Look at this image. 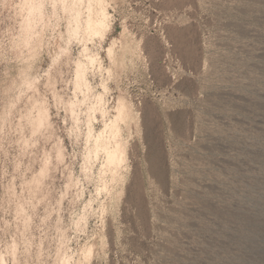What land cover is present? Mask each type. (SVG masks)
Instances as JSON below:
<instances>
[{"label": "rangeland", "instance_id": "rangeland-1", "mask_svg": "<svg viewBox=\"0 0 264 264\" xmlns=\"http://www.w3.org/2000/svg\"><path fill=\"white\" fill-rule=\"evenodd\" d=\"M74 1L0 0V264H264V0Z\"/></svg>", "mask_w": 264, "mask_h": 264}, {"label": "bare ground", "instance_id": "bare-ground-1", "mask_svg": "<svg viewBox=\"0 0 264 264\" xmlns=\"http://www.w3.org/2000/svg\"><path fill=\"white\" fill-rule=\"evenodd\" d=\"M37 1V0H36ZM25 2H26V5H27V3L29 4H31L30 6H29V9L30 8H32V4H34L35 3V0H25ZM64 2V1H63ZM74 2H77V0H75ZM21 3V2H20ZM23 4V3H22ZM66 4V3H65ZM35 5V4H34ZM33 5V6H34ZM62 5H63V3H62ZM68 5V4H67ZM71 5V4H70ZM65 6V5H64ZM64 6H63V8H64ZM28 7V6H27ZM67 8V7H66ZM70 8V7H69ZM72 9V8H71ZM73 9H74V7H73ZM26 10L28 11V9L26 8ZM31 10V9H30ZM69 10V9H68ZM67 10V11H68ZM70 11V10H69ZM73 11V10H72ZM77 11H79V10H77ZM31 12V11H30ZM88 13H89V11H88ZM23 14V13H22ZM27 14H29V13H27ZM68 14V13H67ZM76 14H78V13H76ZM75 15V14H74ZM73 15V16H74ZM79 15H80V12H79ZM79 15H77L76 17H75V19L74 20H76V22L78 23L79 21H80V18L81 17H79ZM87 19L85 20V23H86V27H87V29H95V27L97 26V21H96V19H94V17H93V15L91 14V12H90V14L88 15V17H86ZM26 19V18H25ZM24 20V19H23ZM71 20H72V18H71ZM72 25V24H71ZM78 28V25H77V27H76V29ZM78 32V31H77ZM72 34V33H71ZM80 34V33H79ZM73 35V34H72ZM43 118H41V123L45 120V117L44 116H42ZM166 117H167V115H166ZM170 118V117H169ZM169 122V121H168ZM178 125V124H177ZM171 129V128H170ZM172 131V130H171ZM179 131V130H178ZM122 147L120 146V144L118 143L117 144V146H116V148H114V149H112V150H109L108 151V156H109V161L111 162V161H115L116 159H117V157H118V151L121 149ZM59 149V151H58V154L60 155V157L62 156V151H61V148L59 147L58 148ZM156 158V157H155ZM155 158H154V156L152 155V154H149V157L148 158H146V162H147V172H148V174L150 175V177H152V178H156V177H158L159 178V176L162 174L161 173V170H160V166H158L157 165V163L155 162L156 160H155ZM157 159V158H156ZM155 160V161H154ZM48 170V168H44L43 169V173H45L46 171ZM162 176V175H161ZM149 177V178H150ZM158 178H157V180H158ZM162 178H164V177H162ZM166 178V177H165ZM161 178H159V180H160ZM152 180V179H151ZM160 182H162V180L160 181ZM63 264H68V263H63Z\"/></svg>", "mask_w": 264, "mask_h": 264}]
</instances>
